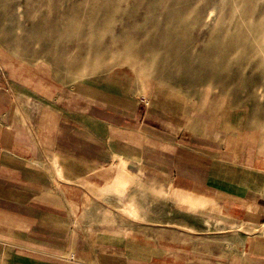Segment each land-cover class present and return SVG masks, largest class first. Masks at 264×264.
Instances as JSON below:
<instances>
[{"label": "crops", "instance_id": "0c3cea01", "mask_svg": "<svg viewBox=\"0 0 264 264\" xmlns=\"http://www.w3.org/2000/svg\"><path fill=\"white\" fill-rule=\"evenodd\" d=\"M156 91L0 60V264H264V158Z\"/></svg>", "mask_w": 264, "mask_h": 264}, {"label": "rangeland", "instance_id": "374dc122", "mask_svg": "<svg viewBox=\"0 0 264 264\" xmlns=\"http://www.w3.org/2000/svg\"><path fill=\"white\" fill-rule=\"evenodd\" d=\"M262 6L261 0H0V60L43 65L64 83L126 68L155 83L159 105L177 110L185 99L194 111L234 126L242 147L264 158V69L242 68L256 56L264 60ZM211 67L219 78L206 76ZM234 73L242 76L237 85L222 81ZM249 78L259 80L256 91ZM98 204L105 210V200Z\"/></svg>", "mask_w": 264, "mask_h": 264}, {"label": "bare ground", "instance_id": "6f19581e", "mask_svg": "<svg viewBox=\"0 0 264 264\" xmlns=\"http://www.w3.org/2000/svg\"><path fill=\"white\" fill-rule=\"evenodd\" d=\"M247 1V0H246ZM259 1V0H258ZM261 2L262 3H264L263 2V0H261ZM262 7H264V6H262ZM250 8V7H249ZM246 10H248V9H246ZM263 12V11H262ZM251 13V11H249V13L248 14H250ZM260 13H261V11H260ZM255 16V15H254ZM248 17V16H247ZM253 20V19H252ZM251 22H253V21H251ZM256 27V26H255ZM264 28V27H263ZM261 29H262V27H261ZM252 31H254V30H252ZM251 34V33H250ZM252 35V34H251ZM251 37V36H250ZM248 39H250V38H248ZM259 40V39H258ZM231 41V40H230ZM234 39H233V44H234ZM239 41V40H238ZM232 42V41H231ZM237 42V41H236ZM255 42V41H254ZM229 43V42H228ZM261 43V42H260ZM231 44V43H230ZM244 44V43H243ZM255 44V43H254ZM257 44V43H256ZM228 45V44H227ZM235 45V44H234ZM239 45V44H238ZM238 45H236L237 47H238ZM242 45V44H241ZM244 47V46H243ZM256 47V46H255ZM255 47H253V49H255ZM259 46H257V48H258ZM242 48V47H241ZM230 49H232V48H230ZM234 49H236L235 47H234ZM243 49H245V48H243ZM247 50V49H246ZM236 51V50H235ZM242 51H244V50H242ZM250 51V50H249ZM256 51H258V50H256ZM244 53H245V51H244ZM247 54H252V53H247ZM262 54V53H261ZM241 55H242V53H241ZM245 55V54H244ZM256 56V55H255ZM243 57V56H242ZM246 57H248V56H246ZM246 57H244V58H246ZM252 57V56H251ZM250 57V58H251ZM259 57V56H258ZM249 58V57H248ZM248 58H246V59H248ZM260 58V57H259ZM246 59H245V61H246ZM229 63V62H228ZM219 65V63L217 64V66ZM222 65H223V63H222ZM226 66L227 65H224L223 67L224 68H226ZM222 67V68H223ZM229 67V66H228ZM242 68H243V70H246V71H248L249 73H254V72H256V71H263V69H264V60L262 61V60H260V59H257V56H256V60H252L251 61V59H249L245 64H243L242 65ZM253 70H255V71H253ZM208 71V75H206L207 77H209L210 78V80H214V79H216V78H219V77H217V75H216V73L214 74V70H213V67H211L210 69H208L207 70ZM222 71H223V69H222ZM226 73V72H225ZM231 73V72H230ZM245 73V72H244ZM220 74H221V72H220ZM238 77H240V78H242V76H241V74L240 73H234L233 75H227V76H224V78L222 79V81L223 82H225V83H230V82H232V83H234V85H237V83H235V80H237V79H240V78H238ZM247 82H248V86L249 87H254L253 88V90H255L256 91V89H257V87L259 86V80H253V79H251V78H249L248 80H247ZM238 85H240V84H238ZM263 100H264V95H263ZM263 105H264V101H263ZM261 111H263V110H261ZM264 112V111H263Z\"/></svg>", "mask_w": 264, "mask_h": 264}]
</instances>
